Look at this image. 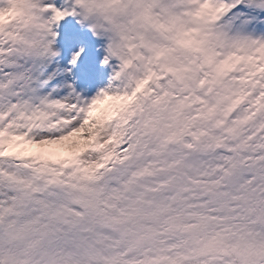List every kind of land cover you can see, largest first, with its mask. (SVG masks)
I'll list each match as a JSON object with an SVG mask.
<instances>
[{"label": "snow or ice", "instance_id": "obj_1", "mask_svg": "<svg viewBox=\"0 0 264 264\" xmlns=\"http://www.w3.org/2000/svg\"><path fill=\"white\" fill-rule=\"evenodd\" d=\"M177 3L85 99L51 47L80 0H0V264H264V0Z\"/></svg>", "mask_w": 264, "mask_h": 264}, {"label": "clouds", "instance_id": "obj_2", "mask_svg": "<svg viewBox=\"0 0 264 264\" xmlns=\"http://www.w3.org/2000/svg\"><path fill=\"white\" fill-rule=\"evenodd\" d=\"M177 0H80L77 23L86 24L94 36L105 39L106 59L114 57L119 65L132 63L125 74L137 70L148 55V44L160 39L159 22L168 23L169 13H180Z\"/></svg>", "mask_w": 264, "mask_h": 264}, {"label": "rangeland", "instance_id": "obj_3", "mask_svg": "<svg viewBox=\"0 0 264 264\" xmlns=\"http://www.w3.org/2000/svg\"><path fill=\"white\" fill-rule=\"evenodd\" d=\"M48 2L57 7L62 4V0H44V3ZM51 14L50 9L42 13L44 18L50 17ZM71 16H65L52 25V31L57 33L52 38L51 47L56 52L52 60L53 66L58 70L53 83L67 82L76 93L85 99L93 97L100 90L115 91L123 88L122 79L114 78L119 68V61L110 57L107 62L101 63L106 56L105 39L94 36L86 24L77 23L78 16H73V19ZM78 48L81 51H78L79 56L73 62V54ZM68 91L67 87L60 89L61 94Z\"/></svg>", "mask_w": 264, "mask_h": 264}]
</instances>
